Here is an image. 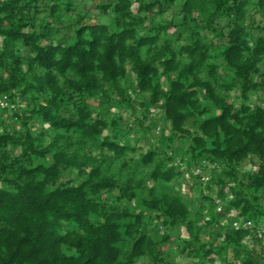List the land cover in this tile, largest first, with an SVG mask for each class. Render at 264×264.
<instances>
[{
    "label": "trees",
    "instance_id": "1",
    "mask_svg": "<svg viewBox=\"0 0 264 264\" xmlns=\"http://www.w3.org/2000/svg\"><path fill=\"white\" fill-rule=\"evenodd\" d=\"M72 11L0 0V264H264V0Z\"/></svg>",
    "mask_w": 264,
    "mask_h": 264
},
{
    "label": "rangeland",
    "instance_id": "2",
    "mask_svg": "<svg viewBox=\"0 0 264 264\" xmlns=\"http://www.w3.org/2000/svg\"><path fill=\"white\" fill-rule=\"evenodd\" d=\"M99 0H72L73 4H74V11H72V19L74 20H80V18H84V21H88V18L85 17V14L87 12H89L90 7L92 6V4L97 3ZM96 13V11H95ZM43 16V15H42ZM167 17H170V14L167 15ZM102 20L106 21V22H110V19L107 18H102ZM62 33H59L58 37H61ZM1 41V39H0ZM232 98H236V94L232 93L231 94ZM261 100H264V96H261L259 94H253L252 96V101L253 102H257L260 103ZM136 116L130 115L128 113H125V117L128 120H133L135 117H141V110L139 109V107L136 108ZM162 124V117L159 113V111L157 110H152L151 113V120H150V125H154L156 127L161 126ZM136 136L135 133L134 134H130L129 135V139L131 140L132 137ZM144 134L141 135V137L143 138ZM146 138L143 139L141 145L144 147L143 150H147L148 148L155 146L157 144L156 140L154 137H152L151 135L145 134ZM138 158V157H136ZM249 164H246L243 168V171L248 170L250 167ZM218 173H221L220 170H218ZM173 189L175 191H179L181 192V194L183 195L185 201L189 202L193 205L196 206L198 204V200L200 198V185L196 184V182L194 181V178L192 177V174H186L183 178L179 179L177 182H175L172 185ZM227 193V197L228 200L231 198V195L228 193V191H226ZM218 211V209H217ZM264 225V222L261 224V226ZM182 235L186 236V233L184 230H182ZM250 247H254V248H258L257 245H253V243L250 244ZM165 250L168 251L169 256L171 258L174 259L175 264H186V262L188 261V259H186L184 256H178L176 255V247L173 245H167L164 247ZM139 264H149L148 260H141L139 262Z\"/></svg>",
    "mask_w": 264,
    "mask_h": 264
},
{
    "label": "built area",
    "instance_id": "3",
    "mask_svg": "<svg viewBox=\"0 0 264 264\" xmlns=\"http://www.w3.org/2000/svg\"><path fill=\"white\" fill-rule=\"evenodd\" d=\"M0 108L2 109H13L14 108V104L10 103L9 98L7 95H0ZM194 174L198 175L200 174V170L197 169ZM201 180L205 181L207 180L206 176L202 177ZM218 211H221V207H218ZM233 226L235 228H238L240 226L239 222H234Z\"/></svg>",
    "mask_w": 264,
    "mask_h": 264
}]
</instances>
